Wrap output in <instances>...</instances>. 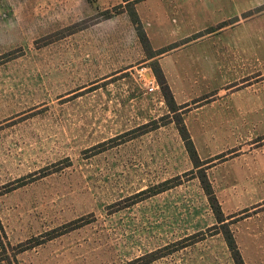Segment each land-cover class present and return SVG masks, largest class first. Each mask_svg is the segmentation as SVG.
Returning <instances> with one entry per match:
<instances>
[{"label":"rangeland","instance_id":"374dc122","mask_svg":"<svg viewBox=\"0 0 264 264\" xmlns=\"http://www.w3.org/2000/svg\"><path fill=\"white\" fill-rule=\"evenodd\" d=\"M135 11L161 53L211 36L191 49L229 57L249 33L258 47L247 65L205 64L172 112L148 90L158 63ZM199 169L245 264H264V0H0V264H140L160 250L150 264H233Z\"/></svg>","mask_w":264,"mask_h":264},{"label":"trees","instance_id":"16d2710c","mask_svg":"<svg viewBox=\"0 0 264 264\" xmlns=\"http://www.w3.org/2000/svg\"><path fill=\"white\" fill-rule=\"evenodd\" d=\"M123 2L129 4L130 0H122ZM132 23L133 25L136 27L137 31H138V39L144 49L145 52H149L148 55L150 58H154L156 55L154 51L151 50L150 48V44H149V40L148 37L146 35V33L144 32L142 25L137 17L136 11L133 13V18H132ZM153 73H154V77L156 79V82L162 92L163 98L168 106V108L172 111V112H177L178 110H180V107L177 106V104L174 101L173 98V94L166 82V79L164 77V74L160 68V66L157 64L156 67H154L153 69ZM179 135L180 138L183 142V145L185 147V150L190 158V161L192 162V165L194 168H200L202 166V162L200 161L196 149L194 147L193 141L191 136L189 135L187 129L185 128V126H181L179 129ZM198 179L200 181V185L204 191L205 196L207 197V201L209 204V207L215 217V220L217 222V224L219 225L218 228H216L218 233H221L225 244L227 246V249L230 253V257L231 260L233 262V264H245L242 255L240 253V250L236 244V241L234 239V236L232 234V232L229 229V225L228 223H226V218L222 212L221 209V205L215 195V192L212 188L211 182L209 181L206 173L204 170L199 169V175H198ZM176 179L173 180H169L166 182H163L159 185H157L156 187L150 188L146 191H143L140 193V195H147L148 197L150 196H154L156 194H160L163 193L175 186H177V184L175 183ZM71 226L68 225L66 226V228H69ZM69 230H73V229H69ZM57 230H52L48 233L47 236H49L48 240H52L58 236L63 235L64 233H57ZM68 232V231H66ZM196 237L193 236L191 237L192 239ZM38 245V243H34L33 246ZM20 247V251L24 252L27 249H29V247H23V244L19 245ZM25 248V249H24ZM182 248H184V246H182ZM165 253H162L161 250L157 251V252H153V253H149L144 255L142 258L139 259L140 264H150L152 262H154L155 260L162 258L164 256ZM169 254V253H167Z\"/></svg>","mask_w":264,"mask_h":264},{"label":"crops","instance_id":"0c3cea01","mask_svg":"<svg viewBox=\"0 0 264 264\" xmlns=\"http://www.w3.org/2000/svg\"><path fill=\"white\" fill-rule=\"evenodd\" d=\"M240 21H243V19ZM253 35L254 34L252 33L245 34L246 40L249 41V45L245 47L238 45H236L235 48L232 47L234 50H236V52L231 54L229 57H227V52L225 53L224 57L221 56V51L225 49L227 50V48L223 50L219 49V51H216L214 48H209V46H203L200 49H191V47L196 46V44L204 41L205 39H209L211 36H206L203 39L198 38L183 44H178L177 46L167 49L162 53L161 49L152 48V51H154L155 54H158L155 56L157 57V63L164 74L166 82L173 94L175 103L178 106L187 104V101L180 100L181 95H184L185 93V91L182 89L184 85H197L200 81L207 79V73L199 71L201 69L206 70L204 67L205 64H222L226 63L227 59H229L231 65L233 66L236 65V63L241 66L250 64L252 62V57L255 56V53L253 56H251L250 53H253L255 48L258 47L257 43H254ZM185 67L189 71L193 69L194 72H187Z\"/></svg>","mask_w":264,"mask_h":264},{"label":"built area","instance_id":"2783aa9c","mask_svg":"<svg viewBox=\"0 0 264 264\" xmlns=\"http://www.w3.org/2000/svg\"><path fill=\"white\" fill-rule=\"evenodd\" d=\"M148 84H149V86H150V87L148 88L149 92H155V91H157V90H158V92H159L158 85L155 83V80H154V79H153V80H149Z\"/></svg>","mask_w":264,"mask_h":264}]
</instances>
